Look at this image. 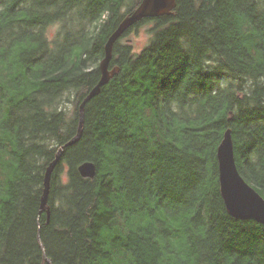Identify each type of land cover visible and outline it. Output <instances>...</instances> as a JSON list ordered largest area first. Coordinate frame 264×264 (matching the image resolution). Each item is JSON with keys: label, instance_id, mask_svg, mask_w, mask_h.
Listing matches in <instances>:
<instances>
[{"label": "trees", "instance_id": "obj_1", "mask_svg": "<svg viewBox=\"0 0 264 264\" xmlns=\"http://www.w3.org/2000/svg\"><path fill=\"white\" fill-rule=\"evenodd\" d=\"M140 2L0 0V264H264V225L229 214L217 159L230 127L264 196V0H177L129 28L41 213ZM148 23L136 51L123 39Z\"/></svg>", "mask_w": 264, "mask_h": 264}, {"label": "water", "instance_id": "obj_2", "mask_svg": "<svg viewBox=\"0 0 264 264\" xmlns=\"http://www.w3.org/2000/svg\"><path fill=\"white\" fill-rule=\"evenodd\" d=\"M177 7V0H141L138 7L126 15L117 29L112 33L105 45V57L100 62L101 77L80 105V124L78 133L67 144L60 147L56 158L47 168L44 180V191L41 198V213L46 212L48 220L51 216L49 195L51 191L52 174L61 160L67 146L79 140L83 133L85 106L87 102L101 92L102 86L120 71L119 67H110L115 42L137 22L144 18L170 15ZM219 183L225 206L230 215L242 220H254L264 225V196L250 184L241 174L235 157V147L232 129L225 130L223 139L217 148ZM79 173L86 178H94L97 172L95 162L83 161L78 166ZM45 260H51L45 254Z\"/></svg>", "mask_w": 264, "mask_h": 264}, {"label": "rangeland", "instance_id": "obj_3", "mask_svg": "<svg viewBox=\"0 0 264 264\" xmlns=\"http://www.w3.org/2000/svg\"><path fill=\"white\" fill-rule=\"evenodd\" d=\"M151 27V23L144 24L138 30L131 31L126 37H124L123 40H130L133 43L136 51H140L144 47V45H146L149 37L151 36V33L149 31Z\"/></svg>", "mask_w": 264, "mask_h": 264}]
</instances>
